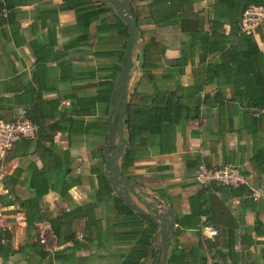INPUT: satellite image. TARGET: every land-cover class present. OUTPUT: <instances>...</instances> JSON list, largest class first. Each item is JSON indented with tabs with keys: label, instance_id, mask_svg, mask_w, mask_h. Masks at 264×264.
Segmentation results:
<instances>
[{
	"label": "crops",
	"instance_id": "1",
	"mask_svg": "<svg viewBox=\"0 0 264 264\" xmlns=\"http://www.w3.org/2000/svg\"><path fill=\"white\" fill-rule=\"evenodd\" d=\"M90 1L105 9L96 19L80 12L88 0H0V118L36 126L0 161V264H161L158 221L117 199L105 172L128 29ZM126 1L138 41L120 189L145 212L160 198L172 211L164 264H264V111L241 98L256 92L242 64L264 53V24L240 39L239 10L220 0ZM201 163L235 165L246 183L201 185Z\"/></svg>",
	"mask_w": 264,
	"mask_h": 264
},
{
	"label": "water",
	"instance_id": "2",
	"mask_svg": "<svg viewBox=\"0 0 264 264\" xmlns=\"http://www.w3.org/2000/svg\"><path fill=\"white\" fill-rule=\"evenodd\" d=\"M109 4H111L117 11V14L123 19L128 29V38L126 44V50L124 54V62L121 67L120 74L117 79V87L116 94L117 99L115 100L114 106L110 111V115H113V118L110 116L111 123L108 129V137L107 144L104 148L105 155V172L108 177V180L112 186V189L116 194L121 196L125 201H127L133 208H135L138 212L148 215L154 220L159 222L158 233L161 234L162 238V261L161 264L165 263L167 248L169 245V241L173 234V226L175 223V217L172 211L169 209L166 201L160 198V201L165 205V211H162L163 208H158V201L156 200V206L151 207L150 204L147 206L150 207L151 213L145 212L140 209L136 203H134L131 198L120 189V185L118 183L119 177H122L121 171L118 166V157L121 154L123 148V115H124V107H123V97L126 95V84L128 80V72L131 66H133V52L136 47L138 41V26L133 14V10L131 5L126 0H106ZM118 134L120 143H116V135ZM124 179V178H123ZM125 180V179H124ZM125 182H127L125 180ZM128 188L131 192L132 186L128 185ZM168 232L170 234L168 235Z\"/></svg>",
	"mask_w": 264,
	"mask_h": 264
},
{
	"label": "built area",
	"instance_id": "3",
	"mask_svg": "<svg viewBox=\"0 0 264 264\" xmlns=\"http://www.w3.org/2000/svg\"><path fill=\"white\" fill-rule=\"evenodd\" d=\"M264 20V2L261 5L248 7L242 15L240 29L246 34L255 33L257 27ZM36 126L28 119L20 116L14 121H5L0 118V161L5 158L13 148L16 141L23 137L32 136ZM195 179L201 185L216 183L226 186H239L246 183V176L239 167L232 164H224L218 167L209 168L204 164L196 168ZM251 193L256 199L260 195L258 188L252 187ZM158 208H165V205L157 200ZM202 237H213L218 234V229L202 224L199 227ZM43 242V239H41Z\"/></svg>",
	"mask_w": 264,
	"mask_h": 264
},
{
	"label": "trees",
	"instance_id": "4",
	"mask_svg": "<svg viewBox=\"0 0 264 264\" xmlns=\"http://www.w3.org/2000/svg\"><path fill=\"white\" fill-rule=\"evenodd\" d=\"M220 1L222 3H225V4H229L232 8L234 7L236 10H239L238 16L235 17V22H237L239 25V28L237 30L239 35H240L239 37H240V39H242V38H246L247 35L249 36V34L242 32L240 29V23H241V18H242L243 12L250 6H257V5L263 4L264 0H236V1L220 0ZM4 7H7V6L4 5L2 2H0V26L2 24H4L7 19L10 18V15H8V14L5 16L3 15ZM104 11H105V9L103 7L98 6L96 4H91L90 0H88L87 8H83L80 10V12L83 14H86L87 17H89V15H92L95 19ZM213 21L216 22L218 20H213ZM261 24H264V20ZM246 56H249V58L252 61H250L249 64H247V65L246 64H242V65H243V67L246 66L247 69H249V68L252 69L253 79H251V83L255 87L254 91H256V92L249 93L245 96H241V98L243 100H245L248 104H251L254 107L258 108L259 109L258 111H264V53L259 52L257 50L256 46H254V50L251 52L247 51ZM258 114H259V112L258 113L256 112V115H258ZM128 121H129V118H127V122ZM239 186H242V184ZM233 187H238V186H233ZM116 198L121 200L120 196H117ZM156 225L159 227V222H157ZM200 225H202V224H200ZM200 225H199V227H200ZM157 226H155V227H157ZM199 227H198V230H199ZM199 233H200V231H199ZM6 236L7 235H5L3 230H1L0 231V242L3 241L4 243L7 244L8 242H7ZM148 256H149V249L147 251L143 252V254H142L143 259H146Z\"/></svg>",
	"mask_w": 264,
	"mask_h": 264
}]
</instances>
